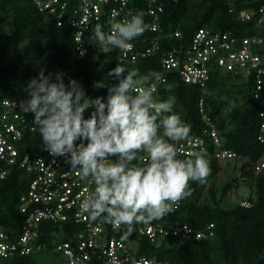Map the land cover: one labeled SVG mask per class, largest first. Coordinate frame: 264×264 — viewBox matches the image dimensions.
<instances>
[{"label": "trees", "instance_id": "trees-1", "mask_svg": "<svg viewBox=\"0 0 264 264\" xmlns=\"http://www.w3.org/2000/svg\"><path fill=\"white\" fill-rule=\"evenodd\" d=\"M63 1L67 2V13L62 24L58 25L56 14L41 11L33 0H0V101L4 96L19 101L26 99L27 83L40 68L46 73L62 71L65 83L69 78H76L91 97L107 94L106 88H93V82L102 79L108 86L115 83L105 74L116 64H121L126 71H136L138 83L151 80L143 79L148 72H160L170 85L168 89H160L162 100L175 97L173 111L190 124L188 136L204 135L203 114H207L216 125L221 147L233 150L236 155L231 158L216 156V146L209 136L204 135L203 151L210 167L205 182L189 181L190 195L180 199L179 208L173 207L170 213L151 221L165 226L189 223L196 229L213 223L214 235L202 240L190 236L183 241L169 236L153 243L137 233V223H134L130 234L127 229L114 233L133 242L139 255H153L173 264H264V171L254 168L264 153V142L258 138L264 123V115H261L264 114V88L256 96L252 76L241 78L223 73L217 67L211 70L210 79L202 88L185 82L177 72L164 70L161 66L163 53L173 46L188 45L201 26L232 30L238 35L252 33L254 23L240 21L236 13L241 9L258 7L264 4V0H157L163 6L158 18L160 31H152L149 27L152 17L147 0H131L128 5L132 14L142 10L147 25L145 31L132 40L135 47L144 49L154 36L160 40V49L154 55L139 58L135 63L120 62L116 49L104 52L90 42L94 30L84 35L87 38L86 52L79 56L74 29L68 19L78 0ZM232 8L235 11H230ZM102 21V30L110 34L111 23L116 21L106 12ZM176 30H180L179 36L173 34ZM200 98L204 100V113L200 111ZM230 100L235 102V107L225 114ZM90 111H85V117ZM34 137L41 143L39 134H34ZM137 155L139 159L133 163L146 160L145 152L139 151ZM178 156L185 158L186 154L178 151ZM223 175L225 182L219 187L216 180ZM30 180L31 174L23 170L0 179V230L14 240L24 225L25 214L21 211L20 198L27 191ZM242 183L250 187L246 198L251 205H242L241 199L230 208L223 206L224 199ZM62 225L67 231L70 227L71 230L78 227L67 222L43 220L41 239L48 243V248L39 253L5 258L3 264H42L38 255L45 252L63 259L53 249V231H59Z\"/></svg>", "mask_w": 264, "mask_h": 264}, {"label": "built area", "instance_id": "built-area-1", "mask_svg": "<svg viewBox=\"0 0 264 264\" xmlns=\"http://www.w3.org/2000/svg\"><path fill=\"white\" fill-rule=\"evenodd\" d=\"M41 11L56 14L57 23L61 25L67 13V2L63 0H33ZM131 0H78L76 7L69 14V21L74 29V39L79 48L86 49L87 31L103 29L102 15L109 14L114 21H121L132 15L128 3ZM147 8L152 21L150 29L160 31L159 13L163 6L157 0H147ZM230 11H235L233 8ZM242 22H253V32L238 35L232 30L211 29L201 26L194 32L186 46H173L163 53L161 66L164 70L175 71L185 82L198 84L204 88L210 79L214 67L223 73L241 78L253 77L256 96L264 88V4L258 7L241 9L236 13ZM180 30L173 34L179 36ZM111 34V28H110ZM94 36V32L91 33ZM130 49H116L120 62L135 63L139 58L154 55L160 49L158 36L152 38L151 44L144 49H137L131 41ZM80 56V55H79ZM153 88V97L162 100L160 89H168L167 77L151 79L147 83H138L137 88ZM136 92V90L134 89ZM2 94V91L0 92ZM204 100L200 98V111L204 113ZM263 116L264 114L261 113ZM33 115L19 109V100L2 97L0 101V179L15 171L23 170L31 174L27 191L21 196V211L25 214L24 225L19 237L14 240L4 230H0V264L3 259L16 255L39 253L48 248V243L41 239L43 220L53 223L67 222L78 227L67 231L63 225L59 231L54 230L53 249L59 252L65 264H173L158 259L153 255H139L133 242L118 237L114 232L125 231L126 225L114 226L102 217L93 219L81 211L82 200L95 188L90 178L82 181L78 170H72L60 156H51L35 141L34 134H39L33 123ZM205 127L203 133L209 136L215 147V155L231 158L236 153L221 147L215 123L210 116L203 114ZM204 135L188 136L176 142L181 153H187L193 145L196 150L205 148ZM264 142V123L258 136ZM256 171H264V153L254 166ZM241 204L250 206L248 198ZM181 200L173 204L179 208ZM70 223V224H69ZM213 223L202 229H196L189 223L165 226L161 222L146 221L137 223V233L146 236L155 243L173 236L183 241L185 238L202 240L214 235Z\"/></svg>", "mask_w": 264, "mask_h": 264}, {"label": "clouds", "instance_id": "clouds-1", "mask_svg": "<svg viewBox=\"0 0 264 264\" xmlns=\"http://www.w3.org/2000/svg\"><path fill=\"white\" fill-rule=\"evenodd\" d=\"M144 15L141 10L112 22L111 34L97 26L90 42L104 52L130 49L131 41L147 27ZM85 52L79 48L80 56ZM64 75L40 68L29 79L28 95L19 101V109L33 113L43 150L63 157L82 181L90 178L94 183V191L81 202L82 212L114 226L124 224L130 234L134 223L173 211L175 202L190 195L189 181L205 182L210 172L205 151L193 145L185 158L178 156L175 142L185 140L191 126L173 111L174 96L154 99L153 88L138 89L137 72L121 64L105 74L116 81L111 86L102 79L93 82V88L107 89L105 96L87 95L79 80L65 83ZM143 79L159 81L162 74L150 71ZM234 107L235 102L228 101L225 114ZM139 151L147 154L146 160L133 163Z\"/></svg>", "mask_w": 264, "mask_h": 264}, {"label": "rangeland", "instance_id": "rangeland-1", "mask_svg": "<svg viewBox=\"0 0 264 264\" xmlns=\"http://www.w3.org/2000/svg\"><path fill=\"white\" fill-rule=\"evenodd\" d=\"M225 182V176L216 180V184L219 187ZM250 192V187L246 183H242L238 189H234L222 202V205L230 208L234 205L235 202L247 197ZM39 260L42 264H65L63 259L60 256L55 255L54 253L45 252L38 255Z\"/></svg>", "mask_w": 264, "mask_h": 264}]
</instances>
